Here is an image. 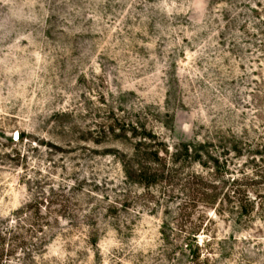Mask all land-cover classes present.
I'll list each match as a JSON object with an SVG mask.
<instances>
[{"label": "rangeland", "instance_id": "rangeland-1", "mask_svg": "<svg viewBox=\"0 0 264 264\" xmlns=\"http://www.w3.org/2000/svg\"><path fill=\"white\" fill-rule=\"evenodd\" d=\"M0 264H264V0H0Z\"/></svg>", "mask_w": 264, "mask_h": 264}, {"label": "trees", "instance_id": "trees-1", "mask_svg": "<svg viewBox=\"0 0 264 264\" xmlns=\"http://www.w3.org/2000/svg\"><path fill=\"white\" fill-rule=\"evenodd\" d=\"M245 198H247V197H245ZM246 201H249V199H246ZM244 203H245L244 200H243V201H240V200H239V204L241 205V207H240V211H241L242 214H245V211H246V209H247V205H245L247 202H246L245 204H244ZM192 237H193V235L189 236L188 239L191 240ZM193 239H195V238H193ZM189 247H191V246H188L187 248H189ZM190 250H191V249H190ZM193 255H194V256H192V258L195 257V254H193Z\"/></svg>", "mask_w": 264, "mask_h": 264}]
</instances>
